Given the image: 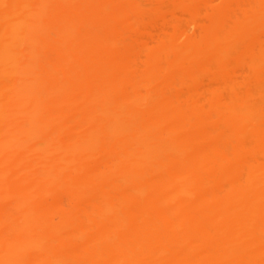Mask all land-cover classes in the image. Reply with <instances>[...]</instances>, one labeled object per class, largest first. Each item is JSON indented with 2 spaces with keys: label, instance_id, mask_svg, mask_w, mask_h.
<instances>
[{
  "label": "bare ground",
  "instance_id": "bare-ground-1",
  "mask_svg": "<svg viewBox=\"0 0 264 264\" xmlns=\"http://www.w3.org/2000/svg\"><path fill=\"white\" fill-rule=\"evenodd\" d=\"M0 264H264V0H0Z\"/></svg>",
  "mask_w": 264,
  "mask_h": 264
}]
</instances>
